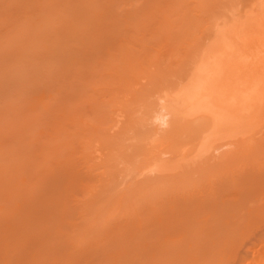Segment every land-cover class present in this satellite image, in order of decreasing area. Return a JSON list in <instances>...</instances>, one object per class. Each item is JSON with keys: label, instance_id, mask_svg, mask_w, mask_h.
<instances>
[{"label": "rangeland", "instance_id": "1", "mask_svg": "<svg viewBox=\"0 0 264 264\" xmlns=\"http://www.w3.org/2000/svg\"><path fill=\"white\" fill-rule=\"evenodd\" d=\"M178 1L182 3L179 4ZM210 1L0 0V264H192V261H187L186 253L194 252L196 249L195 252L199 255L197 262L200 264H215V261L218 264L221 260L219 257L223 258L220 264L239 262V255L237 257L236 254L246 246L243 245V248L240 246L241 240L247 234H251L250 231L264 219V151H262L264 148L258 151L259 154L257 151L254 155L251 154L253 157L250 155L248 160H241L242 157H238V161L234 158L237 164H230L229 161L228 164L232 166L227 165L225 168L222 166L226 165L227 161L224 165L223 163L219 165L217 164L219 160L216 159V164L215 161L210 164L205 153L197 161L198 166H201L203 161L200 159L206 160L208 172L204 173L196 165V173L192 174L195 177L187 173L186 165L182 169L187 161L179 163L181 173L179 174V170L174 172L179 166L173 172L167 170L170 174L165 177L166 171L163 174L164 181H160L166 186L160 185L161 192L156 191L151 200L147 199L148 202L144 197L139 198L141 201L138 199L139 205H135L137 207L135 210L121 205H114L107 211L103 210L104 205L111 204L114 200L109 199V202L106 199L103 204L102 199H99L101 193H94L98 192L97 188L101 190L103 187L101 183L105 187L110 182L117 183L114 186L119 187V190L116 192L117 188L113 186L112 189H115L111 191L112 193H109L108 197L105 195L107 198L110 196L112 199L114 196L118 198L120 191L131 179V182L142 180L140 178H143L141 177L143 175L138 172L139 164H129V167L132 166L131 169H127L128 166L125 168V164V167H122L123 164L120 163L121 166L118 167L117 162L111 165L109 162L104 167L102 164L100 167H103L102 170L107 174L110 166L118 169L116 174L114 172L116 170H111L114 177L117 175L120 179L122 178L120 175H123L122 180L117 179L114 182L116 178H112L109 183H103L105 180L102 182L101 177L107 178L106 180L110 178L106 177L108 175L105 172H100L99 167L101 176L93 168L94 172L88 170L87 165L97 158L100 160L104 157L95 155L96 159L90 161L89 159L94 158L93 156L91 158V153L95 154L92 149L101 143L108 148L107 141H102L114 131V129L112 132L108 131L111 123L109 117L114 114L110 115L113 106L120 105L118 107L122 108L123 105L128 107L129 104V109H134L132 107L137 106V102L130 101L134 96H140L143 90V94H149L147 91L150 90L157 93L158 85V88L166 87L170 79L172 82L170 81L169 85L172 84L177 74L182 71L181 67H184L186 60L190 59L194 51L203 47L200 45L207 40L205 38H208L206 37L209 36L208 33H212L211 29L215 28L217 18L221 23L224 22L222 19L227 21L226 18L230 17L231 13L227 12L229 15L227 17L226 11H234L237 6L238 12L232 15H239V11L243 15V11L249 9L244 10V6L249 7L250 4L251 8L255 2L253 0L251 4V0H243L246 2L243 4L242 0L227 2L217 0L218 3L216 0L209 3ZM214 1L218 5L222 2L221 6L213 4ZM232 3L238 5L233 6ZM218 10H221L220 13L223 15ZM249 14L247 11L242 17ZM194 15L198 17L194 18ZM207 16L213 18L210 17L208 20ZM189 19L193 24L187 22ZM165 20L167 23L170 21L168 23L170 27ZM196 20L201 21L196 25L199 26V34L195 31L197 27L194 24L198 22ZM204 20H208L207 25L211 29H206L208 26ZM186 22L187 26L184 28L183 24ZM190 24L194 27L189 33L191 37L186 35L188 44L184 37L188 32L184 33V30L189 28L187 30L190 31L192 29L189 27ZM203 29L206 31L204 34ZM191 33H195L196 36ZM178 34L182 35L177 36ZM197 35H200L199 38ZM192 37L195 40H192ZM174 38L180 40L175 42ZM173 41L175 43H172ZM178 45H183L186 51L187 49L189 51L186 53L185 49ZM188 45L192 46L187 48ZM124 46L128 51L136 53L137 57L131 55L135 58L131 61L134 66L130 69L136 73L133 72L131 75V70L122 68L120 70L130 71V74L119 71L120 75L126 78L127 74L129 75L128 86L120 84L118 79L109 75L110 63L115 66L116 62L122 61L121 50ZM156 52L162 53L157 56ZM149 54L160 58L158 65H155L157 62L154 61L157 58L152 59ZM164 62L169 64L168 67ZM119 63L122 66V63ZM170 66H173L172 69ZM150 71L155 74L152 75ZM143 73L148 74L149 78L152 77L155 83L148 78L149 85V82L146 83V77L139 78ZM127 94L135 95L132 97ZM143 94L140 97L141 101L144 100ZM150 97L148 95V98ZM140 100L138 104L142 103H139ZM77 113L84 120L76 126L70 117ZM261 122L254 123L252 128L258 126L255 128L262 133L260 137L264 139V132L261 131L264 124ZM258 124H262L263 127L259 129ZM255 128L251 129L252 132ZM64 131H67V134H64ZM140 133H137L138 137L145 136ZM255 134H252L253 138ZM246 135L247 133L244 138ZM111 136L107 138L110 147L115 137ZM247 136L246 138L250 139L251 136ZM256 136L254 139H257ZM98 138H101L100 142ZM126 141L123 140V143ZM249 144H252L251 141ZM146 146L148 148L149 145ZM96 151L98 153V150ZM100 161L103 163L105 159ZM105 162H108L107 159ZM192 162L189 161L191 164L188 167L197 164ZM173 164L175 167L176 164ZM170 165L173 168L172 164ZM93 166L95 168L96 163ZM183 170L186 176L182 173ZM156 175L155 179L159 182L162 175L160 176V173ZM183 175L190 181L184 179L186 186L180 191L183 184L181 183L183 179H180L184 178ZM88 188L92 190H90L92 195ZM109 190L108 187L102 192L106 193ZM91 198H98V202H101L98 206H102L87 212L83 210L84 202ZM256 209L261 210L262 217L257 218L249 214L252 211L255 214ZM247 217L250 220L248 224L243 222ZM205 218H210L207 219L210 228L206 226L209 229L201 233L199 226ZM234 219L242 220V223L238 220L234 222ZM207 221L204 220L203 224ZM245 224L248 229L240 234V229L244 228ZM239 246L242 250L238 249ZM235 249H238L237 252ZM215 253L217 256H214ZM234 256L237 262L232 263ZM212 258L214 260H210Z\"/></svg>", "mask_w": 264, "mask_h": 264}, {"label": "bare ground", "instance_id": "2", "mask_svg": "<svg viewBox=\"0 0 264 264\" xmlns=\"http://www.w3.org/2000/svg\"><path fill=\"white\" fill-rule=\"evenodd\" d=\"M211 1L209 3H211ZM248 1H250V0H248ZM254 1L251 0V4H253V2H254V4L251 5L253 7L250 8V4H249L250 2L248 3L249 7L247 5H245L246 7L244 6V10H245V8L246 9L249 8L251 10L250 11L248 9V10L243 11L245 14H247V11H248V13H250L249 15H247V17H244V18L242 17L244 15V13H243V15H241L240 11L238 13L239 15H237L238 17L236 16V14H235V16L232 15V14L238 12V10H239L238 6L235 7L234 11L238 9L235 12L234 11H226V13H225L224 10L221 9V10H223V13L226 14L225 16H227V17L229 16L227 14V12L229 14L231 13V16L226 18V20L228 19L227 21H225V19H222L225 17V16L224 17L222 16L221 19L224 21L222 23H221V20H219L217 18V20H215V22L217 23V24L215 23L216 29L213 27L211 29L209 27V25H207V24H209V23H207L209 18L210 17L213 18L212 17L213 12L210 13L212 16H210L209 18L207 16L208 20L207 21L204 20L206 22L205 25L208 26V27H206V29L209 28V29H211V32H212V33L210 32L211 34L208 33V35L210 37L206 36L209 38V42H208V38H205V40L206 39L207 40L204 41L202 43V45H200L201 47L202 46L203 47L198 48L199 50L195 49L196 50V51H194L195 53H193V55L190 57V59L186 60L187 62L184 65V67H181V68H183L182 71L180 73L178 72L179 74H177V76L175 77L172 84L169 85V83L171 81V79L169 78L170 81H168V86L166 85V87H160V88H158L159 85L157 86V89L161 90V91L160 90L158 91L156 89L157 93H152L150 90V91H147L149 94H147V93L143 94V91H144L143 90L142 94H143L144 100H142V101L140 100L141 99L140 97H142V94L140 92H139L141 94L140 96H137V95L134 96L135 95L134 94L133 95L134 97H133L131 95L132 91L129 90V91H131L130 92L131 94H127V95H131L133 97L132 98L133 100L131 99V101L130 100L129 101H130V103H132V101L136 100L137 106L132 107L134 109H131V108L129 109V107H130L129 104H128V107H126L123 104H122L123 105L122 108L118 107L120 105L112 107V110H111L112 112H110V115H111V113H114V114L111 117H109V122H111V123H109L110 126L107 125V127L108 126L110 127V129L108 127V129H109L108 131H111L112 129H114L115 132L113 131V133L108 134L107 138L110 137L111 135L115 136L113 138L114 139L112 142L113 144L111 147L109 146V143L112 140V136L110 137L111 138L110 142H108L109 139L107 140V138H105V140H104V138H103L102 142L107 141V143H108V144L106 143V145L108 146V148H107L108 150L105 148L104 143H101L100 144L101 146L98 145L97 147L92 149V152H95V154L90 152L91 153L90 156H91V158H93V157L94 158L89 159L90 161L96 159L95 155H97L96 157H103L104 156L105 158L103 157L100 160L105 159V161H106V159H107L108 162L102 161L103 163H101L99 158H97L96 160H94L96 163V167L94 168V166H93V165H95L94 161L91 163L88 160V162H90L89 163L90 165L87 164L88 168H89L88 170H90L91 172H94L93 169H95V172L97 174H99V176H101L100 174L105 172L104 170H102V169H104L103 167L107 166V163H109V162H110L109 165H111V163L117 162L116 164L119 165L118 167L121 166L120 164H123L122 167L123 166L125 167V165H126L125 168H127V166L129 164L130 165L131 164H137V165L139 164L140 168H139L138 172H140V174L143 176H141V175H136V176L137 177L141 176L143 178H140V179H142L141 181L139 180L140 182L139 181L138 182H136V181L131 182L132 181V179H131L129 181V184L127 183L128 187H127V184L124 183L125 184L124 188L127 187V189L123 188V190H121L122 192L120 191V195L118 192V195H119L118 198L114 196L115 199L117 198L116 200L114 199V197L112 199V196H110V198H107L108 194L112 193L111 191L114 190L115 188H117V186H114L115 184L117 185V183L111 184L112 182L109 183V181H111L112 178L113 179L116 178L114 180V182H115L119 178H117V175H116V177H114V173L111 174V170H113L114 167L110 168V166H109L110 171H108L107 170L108 168H106L108 174L106 172H105V174H107L108 176H106V175L105 176L110 178V179L106 180L107 178H102V177H101V179H102V182H103V180H105V182H103V183L108 182L109 184H107L108 186L106 185V187H105L104 184L101 183L100 185H103L104 188L101 187V190H99L100 188H97L98 192H95L94 194H100L101 193V196L99 199H102L101 202L103 204L106 202V199L108 201H109V199H110V201L111 200L112 201L114 200V201L111 202V204L104 205L103 210L107 211L109 209H112L114 207V205H117V206L121 205V206H124L130 210H135L137 208L136 206L139 205L138 199L139 198L143 199V197H144V198H146L145 201L148 202L149 200L147 201V199L151 200L156 191L159 192V190H160V192H161V187L163 185L166 186L165 184H163V182H162L163 185L160 183V181H164L163 174H165L166 171L169 169H170L169 171L173 172L175 170V168H177V166H179L177 168V170L174 171V172H176V171L178 172V170L181 169L180 168L181 166L178 164L182 163L184 161H185L184 163H186V161H187L188 165L184 164L182 166V169H184L185 165H186V167H188L189 164H191V163H189V161L190 162L193 161L192 163H194V162L197 163V164H194L195 167L193 164H192L193 166L190 165L191 167H188L187 169L185 167V170L188 171L187 173H189V174L191 173V176H194L192 174L196 173L197 167H199V169H202L204 171V173L208 172L206 170V168L208 167L206 160H204L203 158H202V160L200 159V161H203L202 162L203 164L206 162L204 165L202 164L201 166L200 165L198 166V161H197V159L199 157H203V155L205 153H207L206 154L207 156L206 155L205 156L207 157V160L209 161L210 164H212V162H214V161H215L214 163L216 164L217 160L221 161L223 159L221 162L218 161L217 164L223 163V165H224L227 161L226 165L222 166V168H225V166L227 167V165L232 166V165L228 164L229 161H231L230 164L231 163L237 164V162H235L234 158H236V160L238 159V157H242L241 160L247 159L250 157L251 154L254 155L256 151L260 152L264 148V142H263L264 139L261 138L262 133H260L259 130L257 129L258 126H255L257 128H255V127H253V128L257 129L259 134H258L257 130L255 131V129H254V132H252V130H251V129H253L252 126L256 122L260 123L262 121L261 123L264 124V122H263L264 121V0H260V1L254 0ZM176 2H177V0H176ZM180 2H179V4H180ZM199 2L202 3V1H199ZM226 2H227V0H226ZM226 2H225V5L227 4ZM212 3L217 4L218 1H217V3L215 1ZM245 3L243 1V4H245ZM202 4H204V3H202ZM220 4L219 5L217 4V5L221 6ZM243 4L241 7H243ZM223 5H224V3H223ZM223 5L221 8L224 7ZM229 5L231 6V3ZM232 5L236 6L238 4L235 5L232 3ZM215 8H217V6H215ZM232 8H234V7H231V9ZM208 9H210V8H208ZM221 10L220 11L218 10L219 13L221 12ZM223 13H220V14L223 15ZM196 14L199 15V13H196ZM185 15H187V14H185ZM198 15L197 16L194 15L195 16L194 18L198 17ZM206 15H207V13H206ZM215 15H217V13H215ZM220 17H221V15H220ZM236 17L238 18V20L236 19ZM241 17L244 20L242 22H241V20H242ZM215 18H216V16H215ZM233 18L237 21L233 22V21H235V20H233ZM190 19L192 20L193 18L190 17ZM190 19L187 22H190ZM166 20L168 21L169 19H166ZM166 20H165V23L168 24L170 21L167 23ZM230 20L231 21L233 20V21L231 22ZM192 21H194V19ZM196 21H198V22H197V24H194V26L198 25L201 22V21L199 22V20H196ZM211 21H213V20H211ZM228 21H230V22H228ZM187 22L185 24H183L184 28H185V26H187L186 25ZM202 22H203V20H202ZM190 23L193 24V22H190ZM168 25H169V27L171 26L170 24H168ZM205 25H204V27H205ZM217 25H218V27H217ZM190 26H191V24L189 25V27ZM194 26H191L192 29H190V31L187 30L189 28H186L184 30V33H185V31L188 32V34L184 35L185 38H186V35L188 37H191V36H189V33L191 32V30H193ZM198 29H199V26L197 27V30L195 29V31H197L196 34H199ZM205 32L206 31H204V29H203L202 33L204 34ZM191 34L193 35L195 33H191ZM196 34H195V36H196ZM179 35H182V34H178L177 36H179ZM168 36L169 35H167V37ZM198 36H200V35H197V37ZM184 37H181V39ZM197 37H195V38H197ZM193 38L194 37H192V40H195ZM186 39L188 42V38H186ZM186 39H183V41H185ZM176 40H177V38L174 41L176 42ZM179 40H177V41H179ZM174 41L172 43H175ZM189 41H190V39H189ZM201 41H203V40H201ZM141 42H143V41H141ZM182 43H184V42H182ZM194 43H197V42H194ZM188 44H189V42H188ZM180 46L183 47V45H180ZM190 46H192V45H188L187 48H189ZM143 47H144V45H143ZM182 47H181V49H182ZM185 47H186V45H185ZM193 47H194V45H193ZM124 49H126V50H124ZM187 50L189 51V49H187ZM122 51H123V53L121 55L122 61L116 62L115 66L112 63H110L111 67H113L114 70L110 67L111 71L109 72V75H111V77H114L115 79H118V81H120V84L128 86L129 75L127 74V78L124 77L123 75H120V73L124 71V70L123 71L120 70V68L126 69V70H128V69L131 70L130 68H133V66H134L131 61H133L134 58L136 57V53L128 51L127 47L125 48V46L123 47L121 52ZM176 51L178 52V54H181V53H179V50H176ZM185 51H186V49H185ZM188 51H186V53ZM130 52L133 54H131ZM172 52L174 54V51H172ZM161 53H159V54H161ZM150 54H149L150 58L156 56V55H153V54L150 55ZM155 54H157V56L159 55L157 52ZM131 55H135V57H133ZM168 55H170V54H168ZM182 55L184 56V53H182ZM137 56H138V54H137ZM160 56L163 57L164 55L163 56L160 55ZM185 57H186V55H185ZM154 59H156V60H154L155 63L157 62L155 65H158V62H159L158 59H160V58L154 57ZM182 59H184V57H182ZM173 60H171V61L173 62ZM119 62L122 63V66H120ZM152 63H153V61H152ZM164 63H166V62H164ZM169 63H170V61H169ZM175 63H177V62H175ZM170 64H172V63H170ZM140 65H141V63H140ZM166 65H167V63H166ZM168 65H167V67H168ZM160 66H159V68H160ZM173 66H174V63H173ZM172 67L170 66V69H172ZM126 70L124 72H126ZM165 70L167 72V69H165ZM119 71H121V72H119ZM172 71H174V70H172ZM127 72L129 73L130 71H127ZM133 72L136 73L134 70V71L130 72V73H132L131 75L134 74ZM158 72H157V75L159 74ZM150 73H151V71H150ZM152 73L155 74V72H152ZM174 73H176V72H174ZM143 74H144V76H143ZM143 74H141L139 78L143 79V77L144 78L146 77V79H147L146 83L149 81H152V79H153L152 77H151L152 78L151 79V78H149V76H147L148 74L147 75H145V73H143ZM162 75H164V74L162 73ZM172 75H174V74H172ZM120 76H122L124 78H122ZM158 76L161 77L160 75H158ZM160 79L162 81V77ZM166 80H168V79H166ZM156 82H157V80H156ZM162 82H164V81H162ZM137 83H139L138 79H137ZM153 83H155V82H153ZM161 84H160V86H161ZM141 85L142 84L140 82V86ZM149 85H150V82H149ZM163 86H164V84H163ZM136 91H138V90H136ZM134 93H135V91H134ZM139 93H138V95H139ZM151 94H154V95H151ZM148 95H150L151 97L148 98ZM137 98H139V99H137ZM139 100H140L139 103L142 102L141 104H138ZM135 105H136V103H135ZM114 108H115V110H113ZM70 120L73 121L74 125L77 126L79 123L83 122L84 119L81 115H79L77 113V114H74L72 117H70ZM255 125H257V124H255ZM261 125H259L260 126L259 129H261L263 127V125L262 126ZM115 128H116V130H115ZM261 131L264 132V127H263V130H261ZM138 132L143 133V135H145V136H142V137L139 136L140 137L139 138L137 136ZM246 133L248 136L249 135L251 136L252 134H255V133L258 134V136H256V134H255L257 139H254L255 136L253 138V135L250 137V139L247 135L246 136L248 138H246V136L244 138V135ZM64 134H67V131H64ZM263 135H264V133H263ZM251 138H253V139H251ZM100 139L98 138L97 140L100 142ZM247 139H248V141H246ZM123 140L124 141L127 140V141L125 143H123ZM252 140H253V142H252ZM250 141L254 146H252V144H249ZM102 144H103V146H102ZM146 145H149L148 148ZM100 148H103V150L105 149V151L106 150L107 151L105 152ZM138 148H140V149H138ZM223 148H227V149L224 150ZM95 149L98 150L99 154L97 153V151ZM93 150H95V151H93ZM253 150H255V151H253ZM262 151H264V150H262ZM259 152H258V154H259ZM90 156H89V158H90ZM228 158H229V160H228ZM252 160H253V158H252ZM238 161H239V159H238ZM86 162H87V158H86ZM100 163H101V165H99ZM173 163L176 164L175 167H174ZM102 164H103V167L101 168L100 166H102ZM170 164H172L174 169L171 167ZM196 165H197V167H196ZM219 165H221V164H219ZM219 165H217V166L219 167ZM112 166H115V165H112ZM98 167L100 168V172H102V173H99ZM131 167L128 166L127 169H129V168L131 169ZM115 168H116V166H115ZM137 168H138V166H137ZM114 170H116V169H114ZM117 170L114 171L115 174H116ZM146 170H147V172H146ZM185 170H183L182 173H184V175L186 176L187 174L185 173ZM194 170H195V172H194ZM129 171H128V173H129ZM169 171H167V173L164 175L165 177H166V175H168V173L170 174ZM156 173L157 174L160 173V176L162 175L161 177L163 179L160 177L159 182L155 179V178H157ZM180 173H181V171L179 172V174ZM197 173H199V171ZM110 174H111V176H110ZM137 174H139V173H137ZM144 174H145V176H144ZM128 175L130 177L132 176L130 174H128ZM184 175H183V177H184ZM118 176H119V173H118ZM120 176L123 178V175H120ZM125 176H127L126 173H125ZM169 176H171V175H169ZM122 178H120L119 180H122ZM187 178L185 179V177H184V178L180 179V180L183 179L181 182L183 184H182V186H180L181 187L180 191L185 189L186 183H185L184 179L189 180ZM101 179L98 178V180H101ZM154 179L156 181H154ZM119 180H118V182H119ZM22 181H24V179H22ZM123 182H125V180H123ZM179 182L180 181L178 180V183ZM171 183H172V181H171ZM96 185L100 186L99 184H96ZM160 185H161V187H160ZM113 186L115 187L114 189H112ZM84 187H87V186H84ZM108 187L110 188V190L107 191L108 193L107 192L103 193L102 190H107ZM118 188H117L116 192L119 190ZM172 188H174V187H172ZM94 189H96V188H94ZM175 189L179 190V188H175ZM90 190L91 189H89L88 192L91 193L92 190L91 191ZM92 194L93 193H91V195ZM105 194L107 195V197ZM263 195H264V192H263ZM103 197H104V199H103ZM140 201L141 200L139 199V202ZM99 202H98V198H91L88 201L84 202L85 207L83 208V210H85L87 212H92V210L101 208L102 205L98 206ZM143 202L144 201L142 200V203ZM260 211H258V209H256L255 214L253 213V211H252V213H249V214L254 215L257 218H259V217L263 216V213H261ZM249 212H251V211L249 210ZM248 217H247V219L243 220V222L244 223L246 222V224H248V222L250 221ZM207 219H210V218H207ZM207 219L205 218L204 220L207 221ZM204 220L202 219L203 222L201 223V225L204 223ZM236 220H238V219H234V222H236ZM262 220H260L262 222L258 223L257 226H255L252 229V231L248 230V232L250 231L251 234L250 233H249V235L247 234L245 236V238L242 239L243 241L241 240L240 246H242V248H243V245H246V246L243 250L239 246L238 249L239 250L241 249L243 251V252L241 251L242 253L240 251L237 252L238 249L237 250L235 249L237 252V254H236L237 257L239 255V257H238L239 262H237V260H236L237 258H236V256H234L233 257L234 260L232 261V263L234 261H236L237 264H264V219H262ZM159 221H160V219H159ZM209 221H211V220H209ZM231 221L233 222V220H231ZM238 221H240V220H238ZM207 222L205 224H207ZM214 222H215V220H214ZM240 222L242 223V220ZM241 223H239V224H241ZM205 224H203L202 226L201 225L199 226V230L201 233L203 231L206 232L207 231L206 229L210 228L209 222L207 225H205ZM246 224H245V226L243 225L244 228L242 227V229H240V234H243L242 232H244L245 229H248ZM229 225H231V224H229ZM206 226H208L209 228H207ZM237 227L235 226V228H237ZM232 229H233V225H232ZM235 230H237V229H235ZM165 239H167V237H165ZM214 243H215V241H214ZM143 244H144V246H146V242H144ZM196 248H198V247H196ZM196 250H194V252L191 251V252L186 253V255H187L186 258H188V260L186 258L185 259L187 261H189V260L192 261V264H193V262H194V264H200L199 262H197V259L199 261V258H198L199 255H198V253H196L197 252ZM212 251H210V252H212ZM213 252H215V251H213ZM215 255H216V253L214 254V256ZM221 256L224 257L223 255H221ZM219 258L221 260L218 262L221 263L223 258H221V257H219ZM210 260H214V259L212 258ZM215 260H216V258H215ZM216 263H217V261H215V264ZM220 263H218V264H220ZM207 264H209V263H207ZM233 264H236V263L234 262Z\"/></svg>", "mask_w": 264, "mask_h": 264}]
</instances>
